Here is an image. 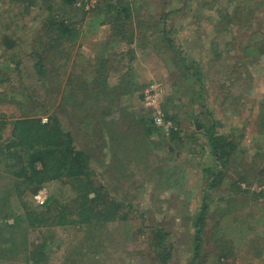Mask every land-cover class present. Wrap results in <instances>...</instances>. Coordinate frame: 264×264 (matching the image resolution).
<instances>
[{"label":"rangeland","instance_id":"374dc122","mask_svg":"<svg viewBox=\"0 0 264 264\" xmlns=\"http://www.w3.org/2000/svg\"><path fill=\"white\" fill-rule=\"evenodd\" d=\"M27 3L0 0V67L7 78L0 86V118L12 122L27 109L36 113L41 107L37 101L45 105L43 119L57 111L63 126L75 132L80 146L92 153L108 151L103 158L97 154L103 160L97 167L99 177L116 199L132 205L128 210L135 219L128 223L114 220L105 225L45 228L42 232L30 229L25 221L26 236L13 238V229L7 228L6 221L18 222L25 213L13 179L3 174L0 264H33L26 260L23 248L32 240L38 241L43 233L55 235L49 264L64 262L68 246L75 245L77 237L82 245L92 247L87 248L88 253L82 247L80 259L73 264H151L150 242L155 227L171 232L175 244L173 263L189 264L194 255L192 234L196 231L192 218L204 202L210 214L208 242L201 257L206 255L207 264H217V253L223 245L230 242L238 246L243 240L242 245L246 244L242 255L249 249L253 260L254 250L247 248L251 237L264 245V218L258 219L264 214V0H127L133 12V27L126 24L125 35L134 37L133 47L115 33L110 17L103 11L91 9L85 13L81 9L85 2L62 7V14L69 13L72 20L79 22L80 35L74 42L54 48L56 54L65 56V61L55 65L57 58L47 57L49 80L37 84L33 98L20 99V104L12 98L21 92V79L13 63L6 59L3 36L15 38L22 51L29 54L34 39L47 33L45 18L50 12H41L39 6L28 8ZM100 6L104 10L107 4ZM163 28L176 49L167 43ZM129 48L133 52L129 53ZM173 51L185 55L186 61L174 57ZM117 53L125 58L115 57L107 63ZM189 66L195 70H186ZM196 70L201 73L191 76V71ZM179 71L183 73L179 75ZM123 75L136 79L133 92H116ZM69 79L74 84L72 88L66 84ZM157 83L162 88L160 109L164 111L163 104L168 107L172 123L176 121L182 129L183 142L170 141L158 127L149 135L145 132L154 111L144 106V91ZM201 85L203 91L198 94ZM91 88H98L99 95L90 94L93 99L89 100L86 98ZM85 112L93 113L100 123L97 125L96 119L79 129L77 114ZM196 115L203 122L216 117L221 122L218 131L242 135L237 139L239 147L234 159L214 189H203L204 171L213 161L209 140ZM10 130L8 124L4 138L11 137ZM111 160L118 163V168H110L109 172L107 163ZM47 188L49 195L61 199L71 190L59 180ZM29 200L36 206L34 199ZM231 218L244 224L236 233L227 223ZM141 225L143 229L138 231ZM249 233L251 236L243 239ZM25 237L30 239L27 245ZM261 256L264 258V254Z\"/></svg>","mask_w":264,"mask_h":264},{"label":"trees","instance_id":"16d2710c","mask_svg":"<svg viewBox=\"0 0 264 264\" xmlns=\"http://www.w3.org/2000/svg\"><path fill=\"white\" fill-rule=\"evenodd\" d=\"M78 1L79 0H27L28 8L31 6H39L41 12L50 11L47 18H45V24L48 22V25L45 27L47 33L40 38L34 39L35 41L30 46L31 51L29 54H25L22 51L15 38H12L10 35L3 36L5 43L4 50L7 55L6 59L13 63L14 69L16 70L15 72L20 76L22 84L21 92H16L12 98L13 100L19 101L20 104H22L20 99L31 100L33 98L32 93L37 84L46 83V81L49 80L46 64L47 57L57 58L55 65L65 59V56L59 51V54H56L57 52H55L56 49L54 48L64 42H74L78 39L80 35V26L78 25L79 22L71 19L72 16H70L69 13L64 12L62 14L61 10L62 7L65 6L74 7L77 5L76 3ZM125 1L96 0L94 4L88 8L83 5L81 9L84 12L92 9L93 11H103V13H106L107 16L110 17L109 23L114 26L115 33L121 36L125 44L127 43L133 47V45H135L134 37L125 35V31H127L126 26L130 25L133 27L131 19L133 12L130 3H125ZM100 4H107V7L104 10H100ZM55 5H59L61 8L58 7L56 9ZM84 7L87 10H85ZM111 9L116 10L112 12ZM163 32L168 40L167 43L169 46L176 49V44L167 33L166 28H163ZM181 51L182 50H179V53H182ZM131 52H133V50L129 48V53ZM173 52L176 54H174V57H180L183 62L184 60L186 61L185 55L178 54L176 51ZM115 57H122L121 60H123L125 55L117 53L115 56L113 55L112 58H108L107 63ZM130 60L132 59L130 58ZM185 69L195 70L192 66L186 67ZM186 70H183L185 71L184 73L179 71V75L183 73L185 76ZM5 72L6 71L0 67V86L7 79L5 78ZM107 73H109V69ZM198 73L201 72L197 70L191 71V76L197 77ZM187 78L189 79L190 77ZM72 80H74V78ZM98 83L99 81L96 82L97 85ZM66 84L71 88L74 86L70 79L69 83L67 82ZM135 84L136 79L134 76L126 78L123 75L115 89L119 94H126L134 91L136 88ZM75 87L79 89L77 85ZM202 91L201 85L197 92L200 94ZM88 94L89 97L86 99H93V96L90 94H96L98 96V88H91ZM19 95H21V98L18 97ZM141 97H143V94ZM36 103L41 106L36 110V113H33L32 110L28 111L27 109L21 117L15 118L12 122L6 120L4 117L0 118V175L5 174L13 179L14 190H16V194L21 201L25 213V218H19L18 222L10 223L6 221L7 228L13 229L15 237H13L14 235H12V237L19 239L21 235L23 237L26 236V232H23V230L26 231L25 228L23 229L25 221L30 229H36L42 232L45 228L75 227L78 225L92 226L94 223L105 225L114 220H122L128 223L130 220L132 221L135 219L134 215L132 216L128 210V208L132 209V205L129 207L121 202V200L116 199L111 193L110 188L99 177L97 167L102 164V158L104 155H107L108 151L104 149V152L98 151L92 153V151H88L84 146H80L75 132L63 126L57 111L54 110L53 112H49L46 121H44L42 110L45 108V105L38 103V101ZM163 109L167 118H173L172 115L168 114V107L164 104ZM77 116V125L79 129H81L82 126H89L88 124L90 122L97 119L91 112H85L80 115L77 114ZM196 116L197 122L202 125V131L209 140L211 148L209 155L213 161L204 171L206 188L203 189H214L219 185L220 180L226 173V169L234 159L239 147L237 139L242 137V135L234 134V132L223 133L218 131V126L221 122L216 117L212 116L209 120L203 122L198 118V115ZM150 121L151 125L145 130L148 135L152 133L153 128H161L154 124L153 118H151ZM99 123L100 120L97 119L96 124L98 125ZM175 123L177 124L176 121ZM8 124H11V137L4 138V130ZM176 124H173L170 131H164L168 138L171 139L170 141L183 142L182 129ZM108 144L110 145L109 141ZM97 154H102V158ZM107 164V166H109V168L107 167V171L109 172L112 171L110 168L113 169V167L118 165V163L113 160ZM116 167L118 168V166ZM57 180L69 185L71 190L68 195H66L67 197L61 199L51 194L47 197L44 204L37 203L34 199V195L43 187L47 188L51 182ZM203 194L205 195L204 191ZM29 199H34L33 202L36 206H34ZM209 214L208 205L204 202V204L199 207L198 213L192 218L196 231L192 234L194 255L189 264H207L205 260L206 255H203V258L201 256L208 242L207 218ZM143 215V213L140 214V216ZM259 218H264V214L259 216L258 219ZM252 219L254 218H251L250 222H252ZM258 219H256V221ZM256 221L254 222L255 224ZM227 223L229 227H232L231 231L235 233L237 229L240 227L242 228L244 225L242 221L236 220L235 218L228 219ZM257 225H259L258 221ZM142 229L143 225L139 227L138 231ZM99 230L100 228L96 231L98 232ZM252 232L253 234L256 233L253 229ZM170 233V231L161 227L152 229V238L150 242L152 250L149 257L151 264H174L175 244L171 240ZM250 236L251 233L242 237L247 240ZM93 237L95 238V236ZM25 238L26 240L23 242L27 245L30 239L27 237ZM54 239L55 235L40 234L38 241L32 240L29 246L23 248V251L27 253L26 260L33 264H49L50 248L51 245H54ZM233 240L234 239H232V241ZM79 241L80 239L77 237V243L75 245H72L74 244L72 243L68 246L65 253L66 259L61 264H73L75 261H78L82 254V247H86L85 250L87 253L90 251V249L87 250V248H91V244L82 245ZM242 242L243 240L240 241V245L238 246L236 244L231 245L232 243L230 244V242L223 245L217 253V264H264V258L261 256L264 254V245H261V241L256 243L251 237L248 243L249 246H247V248L251 247L255 251L252 252L257 256H253V260L249 249L245 256L242 255V249L245 243L244 242L242 245ZM60 244L61 242L58 243V246ZM241 246L243 247L241 248ZM98 247L100 248L99 245ZM257 259L262 262L259 263Z\"/></svg>","mask_w":264,"mask_h":264},{"label":"built area","instance_id":"2783aa9c","mask_svg":"<svg viewBox=\"0 0 264 264\" xmlns=\"http://www.w3.org/2000/svg\"><path fill=\"white\" fill-rule=\"evenodd\" d=\"M86 3V8H88L91 4L89 0H79L77 4ZM93 3V2H92ZM162 97V88L160 84H152L144 91L143 104L145 107H150L154 111L152 114L153 122L155 125L161 127L166 132L170 131L173 126L172 120L166 117L164 111L160 109L159 103ZM46 121V118L44 119ZM48 194V189L43 187L37 194L34 195V199L39 204H44L46 201Z\"/></svg>","mask_w":264,"mask_h":264}]
</instances>
